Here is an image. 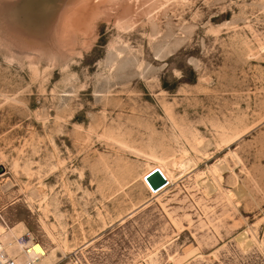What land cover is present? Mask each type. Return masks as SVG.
Listing matches in <instances>:
<instances>
[{"label": "rangeland", "instance_id": "374dc122", "mask_svg": "<svg viewBox=\"0 0 264 264\" xmlns=\"http://www.w3.org/2000/svg\"><path fill=\"white\" fill-rule=\"evenodd\" d=\"M195 136L151 195L130 149ZM0 167V240L48 264H264V0H0Z\"/></svg>", "mask_w": 264, "mask_h": 264}, {"label": "bare ground", "instance_id": "6f19581e", "mask_svg": "<svg viewBox=\"0 0 264 264\" xmlns=\"http://www.w3.org/2000/svg\"><path fill=\"white\" fill-rule=\"evenodd\" d=\"M128 7L125 8V13H132L129 10ZM143 12L144 13H148L146 10H143ZM222 136L224 137V142L223 143L227 144V146H228V143H230L235 138L234 137L235 133H231V135H222ZM184 144H182V146L179 149L177 154L176 153H171V154H168V155H165V156L157 155V154H153V153L148 154V153L142 152L141 150H138V149H134V148L130 149V148H128L132 152L137 154L138 156L139 155H143V157L145 156L147 158V160H149L153 164V166L151 168L157 167L160 170V172L162 173V175L164 176V178L166 179V183L165 184L161 185L158 189L152 190L148 186V184L146 183V181L143 178V175L147 171H149L151 168L149 170H147L141 176V179H142L143 183L145 184V186L147 187V189L149 190L151 195L158 196V191L157 190L161 189L163 186L165 187L166 184H167V186H169L170 184H174L176 182L177 174L172 172L170 170V167H173V168L177 167V168L180 169V171H182V170L184 171V169H187L186 171H192L193 172V171H195L198 168V165H199V162H200V157L197 156L198 152H200L201 155L203 154L204 158L208 157V154H206V152H205L206 151L205 150L206 149L205 148V144L206 143L203 142V140L201 138L196 137V136L193 137L190 147H186ZM124 145H123V147H124ZM207 146H208V144H207ZM189 149L192 151V153L189 152ZM226 166H227V164L225 163L223 158H220L219 161H216L213 164L208 166V171L210 172L212 169L217 168L219 170V173L218 174H214V177L215 178H220L221 177V171L224 170V168ZM1 169H2V167H1ZM0 243L3 246V248L6 251H8L12 256H14L16 258V260H18V261H22L21 257H23V256H26V257L29 256V253L27 254L28 249H25V247L23 245L17 244L16 241H10L8 243H3L0 240ZM34 264H48V260H47V258H45L44 260L38 258V259L35 260Z\"/></svg>", "mask_w": 264, "mask_h": 264}, {"label": "built area", "instance_id": "2783aa9c", "mask_svg": "<svg viewBox=\"0 0 264 264\" xmlns=\"http://www.w3.org/2000/svg\"><path fill=\"white\" fill-rule=\"evenodd\" d=\"M25 249H27V247H25ZM35 260L36 258H33L32 256H27L24 260L18 261L14 256H12L8 251H6L0 243V264H34ZM166 264H175V262L168 261Z\"/></svg>", "mask_w": 264, "mask_h": 264}, {"label": "water", "instance_id": "95a60500", "mask_svg": "<svg viewBox=\"0 0 264 264\" xmlns=\"http://www.w3.org/2000/svg\"><path fill=\"white\" fill-rule=\"evenodd\" d=\"M143 178L152 190L157 189L166 182V179L157 167H153L147 171L143 175Z\"/></svg>", "mask_w": 264, "mask_h": 264}, {"label": "crops", "instance_id": "0c3cea01", "mask_svg": "<svg viewBox=\"0 0 264 264\" xmlns=\"http://www.w3.org/2000/svg\"><path fill=\"white\" fill-rule=\"evenodd\" d=\"M166 188H167V185H166L165 187L163 186V187H162L161 189H159V190L162 192L163 190L165 191ZM159 190H157V191H158V195H159V192H160Z\"/></svg>", "mask_w": 264, "mask_h": 264}]
</instances>
